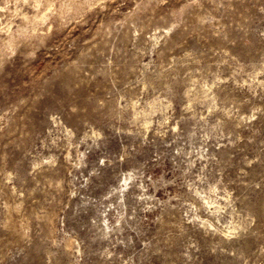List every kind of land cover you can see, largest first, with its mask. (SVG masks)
<instances>
[{
  "label": "rangeland",
  "instance_id": "1",
  "mask_svg": "<svg viewBox=\"0 0 264 264\" xmlns=\"http://www.w3.org/2000/svg\"><path fill=\"white\" fill-rule=\"evenodd\" d=\"M0 264H264V0H0Z\"/></svg>",
  "mask_w": 264,
  "mask_h": 264
}]
</instances>
